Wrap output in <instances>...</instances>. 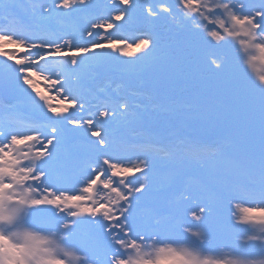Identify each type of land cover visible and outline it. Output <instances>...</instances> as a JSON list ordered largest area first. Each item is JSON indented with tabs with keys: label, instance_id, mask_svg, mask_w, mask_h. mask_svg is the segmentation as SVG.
<instances>
[{
	"label": "snow or ice",
	"instance_id": "snow-or-ice-1",
	"mask_svg": "<svg viewBox=\"0 0 264 264\" xmlns=\"http://www.w3.org/2000/svg\"><path fill=\"white\" fill-rule=\"evenodd\" d=\"M0 264H264V0H0Z\"/></svg>",
	"mask_w": 264,
	"mask_h": 264
},
{
	"label": "bare ground",
	"instance_id": "bare-ground-1",
	"mask_svg": "<svg viewBox=\"0 0 264 264\" xmlns=\"http://www.w3.org/2000/svg\"><path fill=\"white\" fill-rule=\"evenodd\" d=\"M37 87L40 88L42 91H44L45 94H47V89L44 88L43 84H37Z\"/></svg>",
	"mask_w": 264,
	"mask_h": 264
},
{
	"label": "rangeland",
	"instance_id": "rangeland-1",
	"mask_svg": "<svg viewBox=\"0 0 264 264\" xmlns=\"http://www.w3.org/2000/svg\"><path fill=\"white\" fill-rule=\"evenodd\" d=\"M54 102H57V103H59V101H55V100H54Z\"/></svg>",
	"mask_w": 264,
	"mask_h": 264
}]
</instances>
